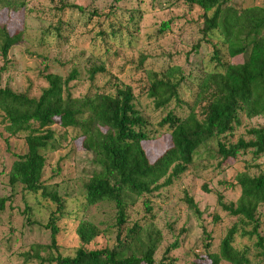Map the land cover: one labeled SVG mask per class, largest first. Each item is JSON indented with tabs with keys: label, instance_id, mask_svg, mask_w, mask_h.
<instances>
[{
	"label": "trees",
	"instance_id": "obj_1",
	"mask_svg": "<svg viewBox=\"0 0 264 264\" xmlns=\"http://www.w3.org/2000/svg\"><path fill=\"white\" fill-rule=\"evenodd\" d=\"M187 8H198L201 12V39L211 51L208 61L214 69L202 68L195 78L187 80L180 73L167 69L157 74L149 73L144 88L145 95L152 100L154 109L166 110L158 126L168 130L169 146L153 161H149L143 142L149 140L146 122L135 109L134 94L129 86L115 87L112 93L95 91L81 98H72L67 84L78 79V73L71 70L66 77L44 74L46 87L38 98L24 93H14L0 88V127L9 137H22L24 151L14 154L7 176L11 193L0 198V214L13 202L15 190L38 196L42 202L53 205L45 229L50 230V243L34 244L19 256L25 263L33 264H156L155 254L163 241L160 230L154 228L155 215L148 197L155 192L171 187L192 165L194 158L203 160L215 157L218 162L235 160L241 154H249L251 162L264 155V126L245 131L243 138L234 143L229 141L240 123L239 117L247 119L264 118V5L235 9L227 0H177ZM23 2L0 0L6 11H15ZM81 9L73 4L63 3L56 8V20L46 32L52 39L67 42V27L64 12ZM141 14L130 12L120 27L101 28L103 18L92 36V46L101 43L103 52L108 53L109 40L119 35L120 28L135 31ZM101 24V25H100ZM168 29L162 23L157 30L161 34ZM99 42L96 43L95 40ZM22 40V31L10 34L4 24L0 25V56L4 60L11 47ZM242 57L241 63H233L234 57ZM87 78L93 80L96 74H104V59L90 56ZM200 62H202L200 60ZM177 75V76H176ZM186 79V80H185ZM185 80V81H184ZM190 82L191 100L179 99L180 84ZM171 102L183 104L186 113L182 116L169 109ZM57 125L75 132L78 148L92 156L96 170L82 184L81 197L85 208L107 203L114 209L113 222L103 228L78 218L76 236L78 245L73 254L62 255L57 239L62 232L60 222L69 217L66 199L57 188L43 182L45 153L55 151L57 144L50 127ZM240 188L235 203H224L218 195V204L237 222L231 227L212 251L210 235L204 237L203 254L197 256L194 264H253L248 246L237 248L236 235L252 242L256 257L264 259V237L260 234L259 206L264 204V174L235 175ZM139 202L143 205V220L132 222L128 227L129 211ZM184 202L196 216H200L197 204L186 196ZM29 224L35 223L31 215ZM114 233V244L90 249L89 245L98 237L110 240ZM179 247L176 241L169 246L162 257L165 262L170 251ZM161 262L160 264H164Z\"/></svg>",
	"mask_w": 264,
	"mask_h": 264
},
{
	"label": "rangeland",
	"instance_id": "obj_2",
	"mask_svg": "<svg viewBox=\"0 0 264 264\" xmlns=\"http://www.w3.org/2000/svg\"><path fill=\"white\" fill-rule=\"evenodd\" d=\"M23 2L15 11H6L0 6V25L10 34L22 31V40L11 47L3 60L0 56V88H7L14 93H24L30 98H38L46 87L44 74H56L66 77L71 70L78 73V79L67 84V91L72 98H81L95 91L112 93L114 88L129 86L134 94V107L146 122L149 140L143 142V148L149 161H153L169 146L168 130L158 126V121L166 110H156L152 100L145 95L144 88L149 73L161 76L167 69L173 74L178 72L187 80L195 78L201 70L214 69L208 61L211 48L201 39L202 12L193 7L187 8L177 0H9ZM63 3L73 4L80 11L64 12V23L68 34L67 42H55L47 34L56 20V8ZM235 9L251 6H263L264 0H227ZM141 14L137 29L120 28L119 35L107 43L110 51L105 54L101 43L92 46V36L97 30L100 18L101 28L106 32L110 27H120L130 12ZM119 21V22H118ZM168 23V29L157 33L162 23ZM100 24V25H101ZM99 42L98 39L95 40ZM90 56L104 59V74H96L93 80L87 78ZM92 59V58H91ZM200 60L202 62H200ZM241 63L242 57L231 59ZM177 76V75H176ZM185 79V80H186ZM184 80V81H185ZM190 82H183L178 89L179 99L191 100ZM169 109L182 116L186 107L174 105ZM240 123L227 138L235 142L244 137L245 131L252 127L264 126V118L251 119L243 115ZM53 131L57 149L45 153L43 182L57 188L59 195L66 199L68 218L59 224L62 232L57 239L62 255L73 254L78 245L75 228L78 218H86L94 224L104 227L113 222L114 209L107 203L85 208L81 197L82 184L96 170L93 158L78 148V138L70 129L57 125ZM0 127V198L11 193L7 186V172L14 154L24 151L22 137H9ZM264 174V155L251 162L249 154H241L235 160L226 159L218 162L215 157L203 160L195 157L188 170L174 181L171 187L155 192L148 199L155 215L154 228L160 230L163 241L155 254L156 264L163 262L165 250L176 241L179 247L169 252L164 264H194L197 256L203 254L204 237L210 235L212 251H216L227 231L235 225L236 218L229 216L218 204V195L224 203H235L240 195L235 175ZM191 197L197 204L200 216L196 217L184 202ZM52 204L42 202L38 196L29 194L17 187L13 202L0 214V264H33L22 261L19 254L28 251L31 245L50 243V230L45 229ZM145 212L139 202L129 211L128 227L132 222L143 220ZM35 223L29 224L27 217ZM258 218L260 234L264 237V204L259 206ZM110 240L98 237L89 245L90 249L102 248L114 244V233H109ZM235 246H248L253 264H264V259L255 256L252 242L236 235ZM221 264H228L221 262Z\"/></svg>",
	"mask_w": 264,
	"mask_h": 264
}]
</instances>
